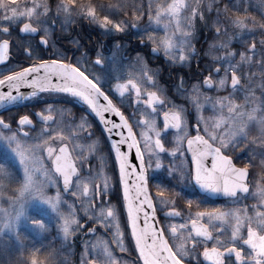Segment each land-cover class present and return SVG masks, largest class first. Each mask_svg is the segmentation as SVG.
<instances>
[{
    "label": "snow or ice",
    "instance_id": "6c2138e0",
    "mask_svg": "<svg viewBox=\"0 0 264 264\" xmlns=\"http://www.w3.org/2000/svg\"><path fill=\"white\" fill-rule=\"evenodd\" d=\"M127 8L124 2L114 5L97 0H58L53 12L48 0H0V36L6 37L0 38V64L12 55V42L16 40L12 29L16 26L21 33L39 32V43L52 48L49 55L42 56L25 44L28 62L0 71V105L30 99L45 91L69 94L85 105L76 132L61 121L59 113L55 118L51 115L56 112V105H47L48 115L36 113L48 125L39 133L28 115H19L14 125L0 115V137L10 142L23 166V176L17 181L2 175L7 169L0 165V178L7 181L0 191V264H69L61 253L64 242L84 229L80 223L82 208L91 212L88 219L104 229L105 238L85 241L79 264H129L128 260L120 259L125 253L135 254L131 264H264V175L256 181L249 179L256 157H260L259 166L264 172V0H259V19L248 15L247 7L225 0H207L206 4L198 2L196 6L186 0L170 3L165 0L155 6V17L149 3L146 23H141L144 13L140 8L131 18L125 11ZM49 14L56 20L82 18L117 33L139 29L143 33L141 43L153 44V52L162 49L170 63L181 65L196 55L192 43L194 30L184 28H192L194 18L199 16L202 26L223 37L213 45L224 50L214 58L216 66L206 65L219 79L213 81L211 75L203 76L202 83L191 86L192 109L181 107L178 111L166 108L170 100L161 99L154 91H145L140 80L121 82L122 77H118L109 92L101 85V75L94 67L104 63L102 55L98 53L95 59H89L81 52L73 59L50 38L41 35V32L48 34ZM154 24L162 25V38L152 30ZM257 34L258 39H249ZM72 43L78 45L79 41ZM135 60L140 62L139 54ZM253 68L260 69L258 88L254 86ZM141 77L153 80L143 67ZM229 80L231 90L227 96L206 98L216 115L207 119L195 116L192 124L189 114L200 109L197 103L200 88L211 85L227 90ZM180 81L185 82L183 77ZM188 91L177 85V92ZM133 93L134 108L129 113L122 98ZM241 93L244 99L236 103L233 97ZM141 107L146 115L137 117V109ZM161 113L162 129L157 119ZM91 117L103 125L99 140L93 141L97 145L102 140L103 148L96 151L106 150L109 159L114 156L111 171L116 181L115 199H110L112 187L108 177L98 186L96 178L101 172H93L91 167L85 169V160L74 159L68 150L70 138L92 140L95 131L89 133L94 125ZM26 128L29 130L25 131ZM168 129L175 132L166 142L164 134ZM112 133L118 139H113ZM125 145L129 151L122 150ZM166 145H171V149ZM132 149L138 163L130 159ZM165 152L175 158L173 161L179 160L178 182L188 176L206 192L223 193L235 199L225 203L223 210L193 212L192 199L186 200V206L180 205L184 198L180 191L165 189L148 180L149 169L164 165L161 154ZM167 170L170 175L177 174L175 167L167 166ZM50 187L54 191L49 192ZM152 188L157 191L152 193ZM66 192H71V202L64 198ZM239 194H247L248 198ZM27 197L38 198L55 210L59 243L54 238L40 247L22 245L17 224ZM247 200L255 203H245ZM158 207L161 211L168 209L163 222L157 217ZM169 217H180L183 223L169 225ZM33 223L43 224L39 220ZM97 227L88 228L87 233H94ZM10 240L16 241L15 250Z\"/></svg>",
    "mask_w": 264,
    "mask_h": 264
},
{
    "label": "flooded vegetation",
    "instance_id": "af4514ba",
    "mask_svg": "<svg viewBox=\"0 0 264 264\" xmlns=\"http://www.w3.org/2000/svg\"><path fill=\"white\" fill-rule=\"evenodd\" d=\"M201 3H207V0H199ZM232 1V0H225ZM205 13L207 9L204 10ZM146 15L143 17V22L145 21ZM152 30L155 31V34L158 37H163L164 32L162 30V27H154ZM185 31H193L194 30V37L192 40L193 47L196 50V55H193L190 57V60L187 64L181 65L179 63L172 64L167 60L164 56L163 50H159V53L157 55H152L151 48L154 46L151 43L145 42L144 44L141 43V36L143 33L139 29H130L126 30L124 32H120L122 36L123 45L115 44V38H113L111 35H109L105 41H106V83L105 87L106 90L109 92H112L111 84L115 82V79L118 77H122L121 82H124V80H141L143 79L141 77V68H144L145 63L147 62V67L149 68V73L147 75H150L153 77L152 81H147L150 85H159L162 86L165 90H170L162 93H157V95L161 99H168L170 100V103L166 105V108H168L170 111H178L181 107H187L189 109H192L193 104L191 103V97L194 96V94L191 92V86L193 84L202 83L203 76H212L213 81H218L219 77L215 76L210 72V70L206 69V65H211L212 68L216 66V63L214 62V58L217 56L222 55L223 49L222 48H216L214 47V43L218 41V39L210 38L217 37L214 33V30H210L208 27H204L200 25L199 27L195 28H184ZM169 34H171V29L168 30ZM113 33V32H110ZM92 38V44L93 47L91 48L92 51H95V45L96 41L94 40V35L91 36ZM121 50V54L119 55L117 53V50ZM136 51V56L139 54L141 60L140 62H136L134 55L128 54V51ZM71 55H74V59L76 57L80 56V54L77 51H73ZM92 59H95L93 57ZM130 59V60H129ZM238 59V57H237ZM235 62V61H233ZM200 73H203V75H200ZM223 73H221L222 75ZM180 77L184 78V83H181ZM230 83V80H229ZM177 85H179L180 88H187L189 91L187 93H177ZM141 87L143 88L142 84ZM225 90H218L217 88L214 89H205L204 86L200 88V98L197 101V103L200 105V109L198 112L189 114V120L192 122V124H195V116H202L204 118H210L216 115V113L212 110L211 103L206 99L207 97H212L213 99H216L220 96L224 95ZM155 92V91H154ZM114 94V93H113ZM134 93L129 96L126 94L122 99L125 105L128 108V112H132L134 108L133 99H134ZM183 95H186V99L183 97ZM62 106H65V103L62 104ZM204 107V108H202ZM20 109H18L17 112H10L9 119L12 121L13 124L16 122V118H18L19 115H28L30 119H32L33 124L36 125L37 129L40 130L44 127H47L40 116H37L36 113L40 112L42 115H47L45 113V107L42 108H33L32 105L28 104V99H26L25 103L22 106H19ZM140 115H146L144 109L141 107L140 109H137V117ZM159 122V127L163 128L162 123V113L161 116L157 118ZM29 129H25V131H28ZM136 131H139L138 129H135ZM165 141L167 142L170 137L174 134L175 129H168L165 130ZM193 134H195L193 132ZM250 135H255V133H252ZM169 149H171V145H166ZM164 165L160 168H152L148 171V180L153 184H161L163 188L165 189H174L177 192H181L184 196L183 199L179 201L180 205L186 206V200L192 199L194 201V206L192 208H203L200 211H209V208H223L225 206V203L229 202L231 199H235V197H228L223 193H209L201 189L198 185L195 184L194 181H192L188 176L185 177L183 181L178 182V174H179V168L177 165L179 164V160L173 161L175 158L170 156L168 153H162L161 154ZM239 158V157H238ZM171 162V163H170ZM246 162V158H244V161ZM260 157H256V166L253 169V175L249 177V179H252L254 181L259 180L261 175H264V173L261 172V168L259 166ZM168 167H175L177 174H169ZM157 189L152 188L151 192L155 193ZM209 194L216 195V196H210ZM110 195V194H109ZM165 195L167 197L168 193L165 192ZM240 197L248 198L247 194H239ZM95 203V201L93 202ZM245 203H255L253 200H247ZM199 204V207H196L195 205ZM162 207V206H160ZM207 208V209H206ZM177 209L180 211L181 208L178 206ZM168 210V209H166ZM164 211V210H163ZM161 210H159V207L157 209L158 215L160 217V220L163 222L164 216L162 215ZM167 222L169 225L171 223L181 224L183 223V220L181 218H168ZM207 223V221H205ZM219 227V225H218Z\"/></svg>",
    "mask_w": 264,
    "mask_h": 264
},
{
    "label": "trees",
    "instance_id": "16d2710c",
    "mask_svg": "<svg viewBox=\"0 0 264 264\" xmlns=\"http://www.w3.org/2000/svg\"><path fill=\"white\" fill-rule=\"evenodd\" d=\"M49 4L53 7V12H54V8H55V4L58 2V0H48ZM97 2H102L104 4H119L121 2L127 3L128 8L125 9V11H127L129 13V18H131V15L133 12L136 11L137 8H140V10L143 13H147L148 12V5L149 2H147L146 0H97ZM239 5L241 7H247V14L248 15H255L257 16V19H259V2H255L252 3V0H248L246 2H244L243 0L240 1ZM135 6V7H133ZM241 15H243L244 13H240ZM197 22L200 24V17L197 16ZM47 23H49L48 25H46V27H48L49 31L48 34H45L44 32H41L43 35L47 36L48 38H50L60 49H62L64 51V53L66 55H68V49H71V51H76L78 53L81 54V52H85L87 54V57L90 59L91 57H93V55H97L98 53L100 55H102L103 57L105 56V42H103L104 40V36L108 37L109 34L105 29L100 28L98 25L96 24H91L89 23L88 20H84V19H76L74 21H65L63 20V18H61L60 20L57 18V20L55 19V16L49 14V17L46 21ZM142 23V20H141ZM63 26V27H62ZM92 29V30H91ZM131 28L127 29L130 30ZM18 30V26L14 27L12 29L13 31V38L16 39L12 42V59L10 60V62L1 67V70H6L8 68H11L15 65H20L23 66L24 64H26L29 60V57L26 55L25 51H24V46H26L25 44H28L31 46V48L33 49L34 52H38L40 55L42 56H47L52 52V48L51 46H49L47 49H43L39 43L36 41V39L34 38H22L21 36L18 35V33L16 32ZM91 31H93V33H91ZM94 35V40L96 41V48L95 51H92L90 46H92L91 44V36ZM113 38L118 39V42L116 44H122V36L121 34L114 32L113 31V35H111ZM210 38H214L212 36H210ZM220 41L223 40V37H219ZM249 39H258V34L256 37H249ZM73 40L79 41V44L76 45L74 43H72ZM218 43V42H216ZM74 56V55H73ZM77 59V57H76ZM257 60L260 59L259 55H257L256 57ZM18 60H22L21 62H19ZM97 70L99 71L100 75H101V79H100V83L101 85L105 88V81H104V70H105V65H97L96 66ZM253 72H255V81H254V86L256 88L259 87V85L261 84V79H260V69L259 68H253L252 70ZM145 72V71H144ZM141 84L143 86V89L145 91H155V92H159L161 91V89H164L162 86L159 85H150L147 80H145V78H143L141 80ZM165 90V89H164ZM166 91H170V90H166ZM162 92V91H161ZM177 92V91H176ZM180 93V92H177ZM184 93V92H182ZM256 96L259 97V91L256 92ZM183 97L186 99V95ZM233 99L235 100L236 103H241L244 99L243 97V93L240 94L239 97H233ZM51 103L53 101H50ZM55 102V101H54ZM56 105V104H55ZM85 110V105L79 104V103H74L72 102L70 104V106H67L66 108H61L58 107L56 105V112H53L52 114H60V118L61 121L69 128L71 129L73 132L77 131V126L82 123L80 116H81V111ZM94 125H93V129H89V133L91 134L93 132V130L95 131V134L92 136V140L89 141H85L83 139L77 138L75 140H72L71 138L69 139L68 143L70 144L73 153L76 157L77 160L79 159H84L85 160V164L83 165V167L85 169L91 167L92 170H94L93 172H97L100 171L101 175L103 174V171L107 174H105L107 177H111L112 178V164L114 162V157L113 159H109L108 155H107V151L104 150L103 152H98L96 151V148H103V141L101 140L99 142V144H97L96 148L93 149V141L95 140H99L100 137V132L102 131L101 126L99 125L98 121H95L94 117H91ZM39 132V131H36ZM65 135H67V133H64ZM75 143H79L81 145H83L84 150L82 151L81 154L78 153V150L76 148ZM103 157V159H102ZM115 185H116V181H115ZM116 187L114 189H112V194L110 196V199H115L116 198ZM69 199H71L72 201V194L70 195ZM113 203H115V201H113ZM85 209H81V215L85 214ZM90 222L88 223V227H93L96 228V224L95 222L89 220ZM115 231V230H113ZM85 235V237H89V239H92L93 236H100L102 237V235L104 236V229L102 227H97L96 232L92 235V234H88L87 233V229L84 231V233L82 235ZM112 236V233H109V238ZM18 247V245L16 246V248ZM80 245L77 244V248L76 250L72 249V247H67L64 248L63 252H66L69 257V264H78L80 258L78 259L77 257H75V254H80L83 252V247H81L79 249ZM15 250V248L13 249ZM77 252V253H76Z\"/></svg>",
    "mask_w": 264,
    "mask_h": 264
},
{
    "label": "rangeland",
    "instance_id": "374dc122",
    "mask_svg": "<svg viewBox=\"0 0 264 264\" xmlns=\"http://www.w3.org/2000/svg\"><path fill=\"white\" fill-rule=\"evenodd\" d=\"M194 1L195 3H197L199 0H191ZM155 6L157 4L160 3H164L165 0H153ZM166 2L170 3L172 2V0H166ZM154 17H155V12H154ZM197 21L193 22V24H196ZM155 25V24H154ZM156 27L161 28L162 25H155ZM197 26V25H196ZM183 27V25H182ZM229 93H224L225 96H227ZM39 95H36L34 97H32L29 100H32L33 98H38ZM204 108V107H202ZM8 119H9V115L8 114H4ZM61 119V118H60ZM87 127V126H86ZM39 133V132H36ZM76 148L78 150V153L81 154L82 151L84 150L83 145L79 144V143H75ZM97 145L93 146V149L96 148ZM0 165L4 166L7 171L3 172L2 175H4L5 177L12 179V180H20L23 176V166L19 161L18 156L15 154L14 150L11 149V145L10 142L5 141L2 137H0ZM104 174H106L103 171ZM107 175V174H106ZM102 183H104V179L105 177H100ZM7 184V181L0 178V191H3V185ZM61 186V185H60ZM101 186V185H99ZM14 187V185H13ZM112 189H114L116 187L115 182L112 180V184L111 186ZM75 191V189H73ZM49 192L54 191L53 188H49L48 189ZM65 198V197H64ZM66 200H68L69 202H71V200L65 198ZM23 211L21 213V216L18 219V231L20 236L23 237V241H22V245L23 246H35V247H40L41 245H46L47 243L53 241V239L55 238L57 241L59 240V229H58V215L55 212L54 209H52L46 202L41 201L38 198H34V197H27L25 199V202L22 206ZM200 209L203 208H194L193 212L199 211ZM207 209V208H206ZM214 209H218V208H209V211H212ZM221 210H223V208H219ZM91 212H87L85 214H82L80 223H89V217L91 216ZM42 221L43 224L40 226H37L33 223V221ZM216 227H218V224L216 225ZM89 227H86L85 229H88ZM121 231H123V227H121ZM84 233V231L82 230L79 234H77L73 239L70 237L68 241L64 242V248L67 247H72V249L76 250L77 248V244L80 245L79 249L81 247H84V242L85 241H90V242H95L98 239H104L105 237L102 235V237L100 236H93L92 239H89V237H87L86 239H84L83 241H79L81 240L78 237H84L82 234ZM85 238V237H84ZM75 239H79V240H75ZM60 241H58L59 243ZM10 243L14 248H16L17 243L15 240H10ZM126 245H127V241H125ZM113 247H115V245H113ZM116 252L119 253V249L116 248ZM77 253V252H76ZM131 255V258H130ZM75 257H77L78 259L80 258L81 255L77 256L76 254L74 255ZM135 255L133 253L129 254V253H125L123 256L120 257V259L123 260H128L129 264H131V260H134ZM61 257L62 258H66L68 261V257L69 255L66 252L61 253ZM70 263V261H69ZM79 264V263H78Z\"/></svg>",
    "mask_w": 264,
    "mask_h": 264
},
{
    "label": "water",
    "instance_id": "95a60500",
    "mask_svg": "<svg viewBox=\"0 0 264 264\" xmlns=\"http://www.w3.org/2000/svg\"><path fill=\"white\" fill-rule=\"evenodd\" d=\"M21 33V32H20ZM38 33L39 32H36V33H21L22 35H38ZM43 45V44H42ZM43 46H45V45H43ZM153 53H156V52H153ZM6 62H8V61H6ZM5 62V63H6ZM0 65H2V64H0ZM207 87H212L211 85H206ZM24 91H27V89H25ZM58 92V91H57ZM74 97V96H73ZM74 98H76V97H74ZM77 99V98H76ZM21 100H19V101H15V102H11V103H9V104H4V105H0V112L1 111H3L5 108H7V107H9L10 105H12V104H15V103H17V102H20ZM98 120V119H97ZM102 126V128H103V125H101ZM117 131H119V130H117ZM106 135H108L107 133H106ZM112 135V138L113 139H118V137H116V135H115V133H112L111 134ZM68 150H69V152H70V154L73 156V154H72V152H71V149H70V147H69V145H68ZM123 151H129L128 149H127V146L125 145L124 147H123V149H122ZM129 156H130V159L133 161V162H135V163H138V161H136L135 160V149H132L130 152H129ZM62 183V182H61ZM67 193V192H66ZM166 212H168V211H166ZM166 212H164V214L166 213ZM157 217H158V215H157ZM159 219V218H158Z\"/></svg>",
    "mask_w": 264,
    "mask_h": 264
}]
</instances>
